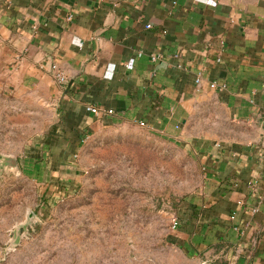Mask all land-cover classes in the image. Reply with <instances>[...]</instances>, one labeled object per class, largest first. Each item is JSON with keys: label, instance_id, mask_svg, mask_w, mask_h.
<instances>
[{"label": "crops", "instance_id": "obj_1", "mask_svg": "<svg viewBox=\"0 0 264 264\" xmlns=\"http://www.w3.org/2000/svg\"><path fill=\"white\" fill-rule=\"evenodd\" d=\"M0 33L18 82L62 121L63 158L122 122L193 144L205 190L177 244L193 264H264V0H0ZM202 98L224 132L187 140Z\"/></svg>", "mask_w": 264, "mask_h": 264}, {"label": "rangeland", "instance_id": "obj_2", "mask_svg": "<svg viewBox=\"0 0 264 264\" xmlns=\"http://www.w3.org/2000/svg\"><path fill=\"white\" fill-rule=\"evenodd\" d=\"M14 60L0 41V264H193L175 232L205 190L195 146L122 122L63 158L62 121L18 82ZM224 127L221 107L202 98L187 140Z\"/></svg>", "mask_w": 264, "mask_h": 264}, {"label": "built area", "instance_id": "obj_3", "mask_svg": "<svg viewBox=\"0 0 264 264\" xmlns=\"http://www.w3.org/2000/svg\"><path fill=\"white\" fill-rule=\"evenodd\" d=\"M146 28H150L149 25H146L145 26ZM158 56H152L151 57V60L154 62L156 59H157ZM21 58V56H17V59L19 60ZM50 70H51V73H52V76H53V80H55V82H57L58 84H66L67 83V79L64 75V73L55 65V64H52L50 66ZM211 89H214L216 86L215 84H210L209 86ZM88 111L92 114H96L97 113V109L95 108H88ZM108 113H111V111H109ZM143 125V124H141ZM178 224L176 222H174L173 226H177Z\"/></svg>", "mask_w": 264, "mask_h": 264}]
</instances>
